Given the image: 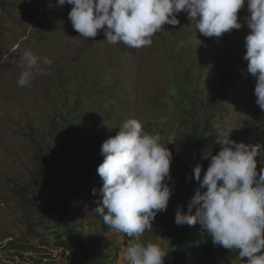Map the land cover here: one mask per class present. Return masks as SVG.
<instances>
[{
  "label": "rangeland",
  "instance_id": "374dc122",
  "mask_svg": "<svg viewBox=\"0 0 264 264\" xmlns=\"http://www.w3.org/2000/svg\"><path fill=\"white\" fill-rule=\"evenodd\" d=\"M71 8L59 6L57 0H0V264H70L73 249L65 254L58 246L64 239L61 219L75 224L87 243L102 246L111 261L127 264L125 233L112 228L105 233L102 218L94 211L103 181L97 184L94 206L82 199L88 191L84 188L78 197L62 194L60 201L54 193L51 203L58 209L48 211L40 197L50 190L38 176V158L41 150L44 155L56 154L59 174L73 180L84 171L70 154L78 149L75 145L85 157L97 161L99 157L102 163L103 142L129 118L159 135L160 144L173 154L168 182L173 193L167 210L158 213L140 237L134 236L133 243L157 244L167 254L164 264L166 259L174 264L175 244L165 234L175 202L188 195L180 166L195 165L202 154L181 131L194 118L187 95L172 92L171 77L182 79L187 74L193 79L195 120L201 118L216 135L217 150H209L208 157L218 153V141L228 135L246 146L264 145V111L255 103V79L246 73L243 59L249 33L244 24L247 2L238 12L242 28L219 39L204 37L181 12L179 25L162 26L150 37V45L138 49L105 41L102 30L95 38L81 37L68 19ZM26 51L41 59L31 70L30 83L21 87L17 81L28 70L23 60ZM43 57L53 63L44 65ZM168 97L171 103L164 101ZM73 112L75 119L69 123L73 129L66 130L64 118ZM260 167L258 163V172ZM209 238L201 229L189 245ZM118 248L122 249L119 258ZM232 250L239 259V250Z\"/></svg>",
  "mask_w": 264,
  "mask_h": 264
},
{
  "label": "clouds",
  "instance_id": "9594fccd",
  "mask_svg": "<svg viewBox=\"0 0 264 264\" xmlns=\"http://www.w3.org/2000/svg\"><path fill=\"white\" fill-rule=\"evenodd\" d=\"M57 2L59 6H72L68 19L81 37L95 38L98 30H102L105 41L122 42L137 49L150 45V37L162 30V26L179 25L177 15L181 12L187 14L204 37L219 39L242 28L238 12L245 5V0ZM246 2L248 15L244 17V24L249 33L244 40L243 59L247 62L246 73L255 79V103L264 111V0ZM40 59L30 51L24 53L28 70L21 73L19 86L30 83L31 70L37 68ZM42 61L44 65L53 63L48 57ZM159 141V135L150 134L137 119L129 118L101 146L104 159L97 172L103 185L94 211L110 228L129 236L125 242L127 264H164L167 255L157 244L133 243L134 236L140 237L152 227L156 215L167 210L173 193L168 183L172 180L173 154ZM218 143L221 148L217 154L208 157V151L197 156L201 166L196 162L197 157L195 165H185L194 166L193 176L199 185L188 201L187 211L177 206V202L188 195L175 202V223L178 226L199 224V231L202 229L211 237L213 244L239 250V259L235 255L222 257L219 264H241L245 258L246 264H264V145L246 146L231 140L229 135ZM258 163L261 164L259 172ZM185 178L188 183L183 184L188 194L191 177L185 174Z\"/></svg>",
  "mask_w": 264,
  "mask_h": 264
},
{
  "label": "trees",
  "instance_id": "16d2710c",
  "mask_svg": "<svg viewBox=\"0 0 264 264\" xmlns=\"http://www.w3.org/2000/svg\"><path fill=\"white\" fill-rule=\"evenodd\" d=\"M172 86L175 87V89L172 90L173 93H177L178 91H182L187 95L188 97V103H189V110L191 114L193 115L194 119H191L188 121V125H184V128H182V133L186 135V139L188 143H191V145L195 148V150L198 152V154L207 153L210 149H215L214 145V139L215 138V132L213 130H210L206 128L201 118H198V121L195 120L197 116L195 115L196 106L194 101L195 100V93L194 90V83L193 79H189L188 75H184L182 79H177L175 77H171ZM171 98H165L164 101L171 103ZM75 119V114L69 113L64 118V124L68 125V129H73V125H70L69 123ZM171 120V118H168L166 121ZM165 121V122H166ZM164 122V123H165ZM108 123V122H106ZM181 127V126H180ZM188 128L191 129V131L187 134ZM205 128V129H203ZM60 128H57L56 132ZM64 135V134H63ZM212 135L213 137H209ZM58 142L59 144L62 143L63 136L61 137L60 134L58 135ZM70 138V137H69ZM68 137H65L64 139L66 141H70L73 143L71 139ZM96 138V137H94ZM102 141H99L101 143ZM74 144V143H73ZM75 145V144H74ZM77 148L78 145H75ZM42 147V146H41ZM97 149H99L97 147ZM71 156L75 154L77 157L79 168L82 166L83 173L79 177H75L73 180H70L66 175H60L59 170L56 169L58 166V156L53 153H49L47 155L43 154V150H41V157L39 156V167H38V176L43 181L44 187L49 188L50 191L47 192L45 197H40V199H43L44 206L48 211H57L58 207H55L52 204V198L55 197L58 201L62 200L61 195L67 194L71 197H78V193L83 191L84 188H88V191H85V194L83 195V200L87 202L88 204H91L94 206V203L97 199L98 194V188L97 184L101 183L102 180L100 176L98 175L97 168L101 164L99 157L97 160H94V158L85 157V154H83L79 149H73L72 153H70ZM47 156V158H45ZM196 162L201 166L200 158H196ZM88 163V164H87ZM90 171L89 168H92ZM183 169L184 174H188L190 178L189 183V190H188V196L185 197L183 200L177 202V206L181 205L183 206L184 211H187V204L190 198L195 194L196 190L195 188L198 187L199 182H197L194 179L193 176V168L194 166H180ZM201 176H203L201 174ZM66 179L72 181L71 184L66 183ZM76 182H81V184H77ZM93 189L96 190V194H93ZM96 198V199H95ZM75 200V199H74ZM176 206V207H177ZM96 207H94L95 209ZM176 210V208H175ZM195 214V209H193V213ZM102 218V217H101ZM67 221L59 220V225L64 229V239L59 243V247L63 248L65 251V254L67 251H69L71 248L73 249V252L71 255L73 256L70 258V264H78V261H82L84 264H116L113 261H111L110 255L106 252V250L102 246H93V243H87L84 241V234L83 232L79 231L77 229V226L75 224H67ZM102 230L108 232L111 229L107 224L104 223L102 219ZM200 225L196 224L195 226H189V225H183L178 226L175 223V216L171 218V223L167 227V231L165 234V237L168 239L173 240V244H175V261L174 264H219V260L222 257L231 258L233 256V250H228L223 248L222 246L215 245L212 242L211 237L207 241H201L199 244L194 243L192 246V238L193 236L199 231ZM126 240H129V236L125 234ZM196 242V241H194ZM112 244H115L113 241H111ZM14 246V250L17 249L16 245L14 243L11 244ZM128 245L127 243L125 244ZM116 257L119 258L120 253L122 252V249H116ZM20 251V249H19ZM234 257V256H233ZM166 262L168 264L169 261L166 259ZM241 264H246V258L241 259Z\"/></svg>",
  "mask_w": 264,
  "mask_h": 264
}]
</instances>
